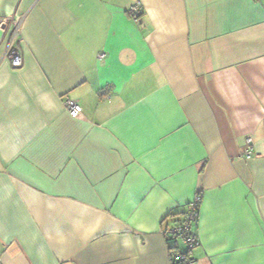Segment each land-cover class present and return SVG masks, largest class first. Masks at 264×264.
<instances>
[{"label":"crops","instance_id":"obj_1","mask_svg":"<svg viewBox=\"0 0 264 264\" xmlns=\"http://www.w3.org/2000/svg\"><path fill=\"white\" fill-rule=\"evenodd\" d=\"M12 16L0 264H172L197 195L196 264H264V0H0Z\"/></svg>","mask_w":264,"mask_h":264},{"label":"built area","instance_id":"obj_2","mask_svg":"<svg viewBox=\"0 0 264 264\" xmlns=\"http://www.w3.org/2000/svg\"><path fill=\"white\" fill-rule=\"evenodd\" d=\"M130 15L135 21L141 15L142 10L140 5L134 4L129 9ZM20 18L12 16L0 20L3 35L7 36L6 49L8 50V58L12 68H20L22 65V55L16 46L19 39V21ZM64 108L71 118L77 119L81 117L82 108L75 101L66 98L64 100ZM252 140L247 138L245 140V156L249 157L251 154ZM200 197L197 195L187 206V218L180 223H174L164 231V236L167 241L182 242L185 247V252L178 250L177 246H173L170 250V258L172 264H196L194 258L188 255V251L198 244L197 238L191 233V224H193L198 216ZM195 219V220H194Z\"/></svg>","mask_w":264,"mask_h":264},{"label":"trees","instance_id":"obj_3","mask_svg":"<svg viewBox=\"0 0 264 264\" xmlns=\"http://www.w3.org/2000/svg\"><path fill=\"white\" fill-rule=\"evenodd\" d=\"M187 215H188V212H187V207H186V211L185 213L182 215L183 217L179 220V221H176L177 223H180L182 222L183 220H185L187 218ZM195 220V219H194ZM193 224H191L192 226ZM172 247H170L169 249L171 250Z\"/></svg>","mask_w":264,"mask_h":264}]
</instances>
